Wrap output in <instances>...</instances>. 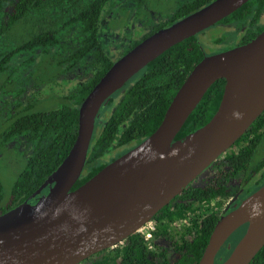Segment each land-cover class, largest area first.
I'll return each mask as SVG.
<instances>
[{"label": "trees", "instance_id": "16d2710c", "mask_svg": "<svg viewBox=\"0 0 264 264\" xmlns=\"http://www.w3.org/2000/svg\"><path fill=\"white\" fill-rule=\"evenodd\" d=\"M211 1L0 0V179L11 177L8 190L0 181V214L27 200L66 157L76 137L79 106L114 61ZM118 17L126 18L122 27L132 24L139 34L128 44L122 36L114 39L116 46L106 44L107 34L102 36L99 25L112 20L115 28ZM263 29L264 0H248L137 72L102 104L83 170L72 189L158 127L176 91L204 56L245 44ZM224 85L221 78L208 88L175 139L212 118ZM52 99L55 106L47 110ZM237 177L241 186L231 190L229 182ZM263 184L264 111L154 215L149 239L137 231L80 264H197L217 219L225 213V200L239 189L244 198ZM246 227L231 234L215 264L220 257L227 258ZM249 264H264V246Z\"/></svg>", "mask_w": 264, "mask_h": 264}, {"label": "water", "instance_id": "95a60500", "mask_svg": "<svg viewBox=\"0 0 264 264\" xmlns=\"http://www.w3.org/2000/svg\"><path fill=\"white\" fill-rule=\"evenodd\" d=\"M247 1L213 0L155 31L114 61L81 102L75 140L30 196L40 194L37 200H26L0 215V264H80L116 246L246 132L264 111V29L245 44L204 56L176 91L158 127L72 189L83 170L102 104L165 50ZM221 78L224 90L212 118L175 139L208 88ZM46 187L48 191L42 192ZM244 224V234L217 264H249L264 246V184L217 219L197 264H215L227 239Z\"/></svg>", "mask_w": 264, "mask_h": 264}, {"label": "rangeland", "instance_id": "374dc122", "mask_svg": "<svg viewBox=\"0 0 264 264\" xmlns=\"http://www.w3.org/2000/svg\"><path fill=\"white\" fill-rule=\"evenodd\" d=\"M159 6H163V5H158V7ZM121 17H118V18H115V19H120ZM113 19V18H112ZM124 19H126V18H124ZM123 19V17L120 19V24L117 26V27H115V28H113L114 27V23H113V21L111 20V21H103L102 23H101V25H99V29H100V31L102 32V36L104 35V33L105 34H107V37L105 38V40L107 39V42H106V44L108 43V44H110V45H114V46H116V44H119L118 42H115L114 41V39H117V38H119V37H123V39H124V43H126V44H128L129 43V41L131 40V39H135V37L136 36H138V34H139V32L137 31V29L136 28H134V27H132V24H128V25H125V27H122V25L124 24V22H125V20ZM116 20V21H117ZM104 29H106V30H104ZM121 37V38H122ZM103 38V37H102ZM115 42V43H114ZM103 44H105V43H103ZM105 49H106V47H105ZM107 50V49H106ZM114 50V48L112 49V51ZM209 50L210 49H205V52L206 51H208L209 52ZM114 52H116L115 50H114ZM111 56V55H110ZM113 57V56H112ZM116 58V55H114V57H113V59H115ZM54 106H55V100L54 99H52L50 102H49V104L46 106V109L47 110H49V109H52V108H54ZM109 158H107L106 160H108ZM11 177L10 176H2L1 177V180H2V185H3V187L5 188V190H8L9 189V186H10V184H11ZM236 182L237 181H234L233 182V187L236 185Z\"/></svg>", "mask_w": 264, "mask_h": 264}, {"label": "flooded vegetation", "instance_id": "af4514ba", "mask_svg": "<svg viewBox=\"0 0 264 264\" xmlns=\"http://www.w3.org/2000/svg\"><path fill=\"white\" fill-rule=\"evenodd\" d=\"M218 159V158H217ZM198 178V177H197ZM196 178V179H197ZM0 181H1V183H2V180L0 179ZM234 181H237L236 182V185L233 187V182ZM229 186H230V188H231V190H233L234 188L235 189H237L238 187H240L241 186V180H240V177H237V178H235V179H232L230 182H229ZM48 191V187H46L42 192H47ZM241 193H242V189H239V191L235 194V195H232V196H230L228 199H226L225 200V202H224V205H223V207H222V210L223 211H225V213H227L229 210H231L237 203H239L243 198H240V195H241ZM33 194V193H32ZM250 194V193H249ZM248 194V195H249ZM40 195V194H39ZM39 195H37V196H35V197H33V198H31L30 199V196H29V198L27 199V201H32V203H34L36 200H37V198H38V196ZM247 195V196H248ZM246 197V196H245ZM244 197V198H245ZM26 201V200H25ZM17 206V205H16ZM15 207V206H14ZM10 210V209H9ZM9 210H7V211H9ZM7 211H5V212H7ZM5 212H3V213H5ZM3 213H1V214H3ZM224 213V214H225ZM0 214V215H1ZM154 217V216H153ZM152 217V218H153ZM150 221H153L152 219L150 220ZM235 246V245H234ZM227 250L230 248L229 247V245H227ZM233 249V248H232Z\"/></svg>", "mask_w": 264, "mask_h": 264}, {"label": "built area", "instance_id": "2783aa9c", "mask_svg": "<svg viewBox=\"0 0 264 264\" xmlns=\"http://www.w3.org/2000/svg\"><path fill=\"white\" fill-rule=\"evenodd\" d=\"M154 228L153 221H149L144 224L141 228L138 229V232L144 234L145 239H149L151 237V231Z\"/></svg>", "mask_w": 264, "mask_h": 264}, {"label": "clouds", "instance_id": "9594fccd", "mask_svg": "<svg viewBox=\"0 0 264 264\" xmlns=\"http://www.w3.org/2000/svg\"><path fill=\"white\" fill-rule=\"evenodd\" d=\"M235 115H237L238 117H239V113H235ZM256 207V205H254V208ZM256 214H258V213H254V215H256Z\"/></svg>", "mask_w": 264, "mask_h": 264}]
</instances>
